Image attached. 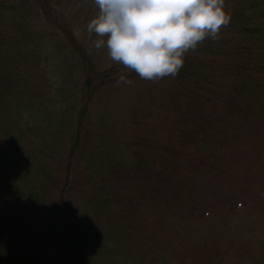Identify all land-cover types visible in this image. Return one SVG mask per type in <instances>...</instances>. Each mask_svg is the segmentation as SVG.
<instances>
[{"label": "trees", "instance_id": "1", "mask_svg": "<svg viewBox=\"0 0 264 264\" xmlns=\"http://www.w3.org/2000/svg\"><path fill=\"white\" fill-rule=\"evenodd\" d=\"M225 8L218 38L206 37L168 75L178 95L159 110L163 130L150 116L140 121L125 161L106 145L101 94L122 71L87 39L92 0H0V238L15 230L6 226H16V211L33 231L16 264H41L56 234L60 264H264V233L253 223L215 210L191 227L182 217L193 170L217 169L229 131L264 132V0ZM56 89L77 100L61 117ZM38 115L53 126L36 125ZM76 158L93 194L66 224Z\"/></svg>", "mask_w": 264, "mask_h": 264}, {"label": "rangeland", "instance_id": "2", "mask_svg": "<svg viewBox=\"0 0 264 264\" xmlns=\"http://www.w3.org/2000/svg\"><path fill=\"white\" fill-rule=\"evenodd\" d=\"M96 38L93 34L90 36L87 34V39L91 42ZM91 47L102 56L101 59L110 60L106 48L98 50L93 44ZM120 65L114 64V68ZM120 70L128 75L131 83L117 84L116 81H110L104 87L101 100L108 117L106 145L116 150L119 158L130 161L127 148L134 145L133 140L145 130L140 128L138 123L150 116V125L153 128L160 126L163 130L168 119L166 111L162 109L159 113V110L166 105L171 96L178 95V90L169 76L142 79L134 71H129L122 65ZM56 91L60 93L57 94L60 99L57 116L61 117L70 103H75L77 100L66 89H56ZM37 118L39 121L36 125L42 123L44 128L53 126L51 124L53 121L47 122L46 117L40 118L38 115ZM45 131L42 128V132ZM51 131L59 136L56 128ZM220 144L224 150L223 155L213 159V163L218 165L217 169L200 170L198 173L193 170L194 190L191 199L186 202V209L182 215L184 222L191 227L215 210L220 215L233 214V217L253 223L264 233V132L234 128ZM191 145L198 151L197 141L192 142ZM215 146L216 143L211 141L209 147ZM68 152L69 150L66 149L62 156L64 162H67ZM208 159L212 161L211 158ZM72 167L70 181L73 187L71 188L69 182L65 196L66 224L74 223L73 217L77 212L86 211L87 202L84 197L93 194L89 186L84 185L83 178L86 175L84 161L78 164L76 158ZM64 177L59 173L61 180ZM41 214L44 219L47 217V211L43 210ZM10 217L18 219V222L15 227L6 226L15 230H6L0 238V254L10 261L9 264H16L23 253L26 235L33 231L30 223L24 221L17 211L10 214ZM41 264H60L57 234L43 251Z\"/></svg>", "mask_w": 264, "mask_h": 264}, {"label": "clouds", "instance_id": "3", "mask_svg": "<svg viewBox=\"0 0 264 264\" xmlns=\"http://www.w3.org/2000/svg\"><path fill=\"white\" fill-rule=\"evenodd\" d=\"M98 11L87 32L93 46L142 79L176 75L189 50L218 38L230 13L225 0H92ZM117 84H130L124 72Z\"/></svg>", "mask_w": 264, "mask_h": 264}]
</instances>
